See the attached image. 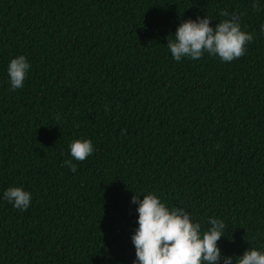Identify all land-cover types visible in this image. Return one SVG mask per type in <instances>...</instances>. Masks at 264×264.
<instances>
[{
    "label": "trees",
    "instance_id": "trees-1",
    "mask_svg": "<svg viewBox=\"0 0 264 264\" xmlns=\"http://www.w3.org/2000/svg\"><path fill=\"white\" fill-rule=\"evenodd\" d=\"M221 10L254 33L245 54L173 60L180 20ZM261 23L264 0H0V194L32 193L25 210L0 200V264H131L130 198L146 191L202 227L224 218L227 254L264 248ZM17 54L31 68L11 90Z\"/></svg>",
    "mask_w": 264,
    "mask_h": 264
},
{
    "label": "clouds",
    "instance_id": "clouds-1",
    "mask_svg": "<svg viewBox=\"0 0 264 264\" xmlns=\"http://www.w3.org/2000/svg\"><path fill=\"white\" fill-rule=\"evenodd\" d=\"M256 0H253V7ZM224 19L211 24L213 17L205 14L182 19L174 34L167 35V48L173 60L199 59L205 53L230 62L245 54L254 33L242 27L238 15L221 10ZM264 34V23L259 26ZM30 63L24 54L12 57L6 66L7 80L11 90L23 88L30 73ZM59 118V117H58ZM69 155L75 160H84L92 155L95 146L90 138L73 139ZM73 159L62 163L75 172ZM142 194V198H141ZM133 195L130 202L136 205V226L130 239L135 257L131 264H264V248L248 247L242 254H227L218 244L228 230L224 218L207 217V226L194 218L186 206H168L154 191ZM0 200L13 207L25 210L32 201V193L23 185H9L0 194Z\"/></svg>",
    "mask_w": 264,
    "mask_h": 264
}]
</instances>
